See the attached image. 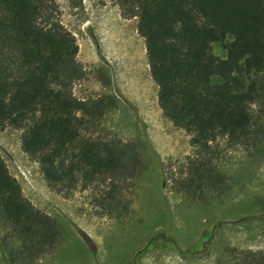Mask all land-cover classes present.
Segmentation results:
<instances>
[{"label":"trees","instance_id":"16d2710c","mask_svg":"<svg viewBox=\"0 0 264 264\" xmlns=\"http://www.w3.org/2000/svg\"><path fill=\"white\" fill-rule=\"evenodd\" d=\"M115 1L124 18L137 19L159 109L190 137L196 155L183 187L193 198L229 191L212 163L217 139L264 157V0ZM216 42L224 58L213 54ZM77 52L55 0H0V130H22V152L64 197L78 184L133 178L140 163L129 145L83 134L85 117L101 118L106 104L74 96L85 76ZM0 220L11 227L6 241L17 243L5 264H32L62 240L57 221L24 198L1 155ZM239 254L234 264H264V252Z\"/></svg>","mask_w":264,"mask_h":264},{"label":"rangeland","instance_id":"374dc122","mask_svg":"<svg viewBox=\"0 0 264 264\" xmlns=\"http://www.w3.org/2000/svg\"><path fill=\"white\" fill-rule=\"evenodd\" d=\"M55 2L85 71L73 94L106 104L101 118L85 117L83 134L129 145L140 163L133 178L78 184L64 197L47 186L38 163L22 152V130H0V155L22 195L63 233L61 242L32 264H234L240 252H264V157L249 158L217 139L212 163L230 190L193 198L183 184L196 154L189 135L157 105L137 19L124 18L115 0ZM212 51L225 57L222 43H213ZM7 238L10 224L0 220V264L17 245Z\"/></svg>","mask_w":264,"mask_h":264},{"label":"bare ground","instance_id":"6f19581e","mask_svg":"<svg viewBox=\"0 0 264 264\" xmlns=\"http://www.w3.org/2000/svg\"><path fill=\"white\" fill-rule=\"evenodd\" d=\"M115 57V56H114Z\"/></svg>","mask_w":264,"mask_h":264}]
</instances>
